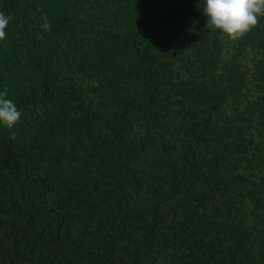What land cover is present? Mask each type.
<instances>
[{
	"label": "trees",
	"instance_id": "obj_1",
	"mask_svg": "<svg viewBox=\"0 0 264 264\" xmlns=\"http://www.w3.org/2000/svg\"><path fill=\"white\" fill-rule=\"evenodd\" d=\"M0 12L21 112L0 124V264H264V17L231 41L201 0Z\"/></svg>",
	"mask_w": 264,
	"mask_h": 264
},
{
	"label": "clouds",
	"instance_id": "obj_2",
	"mask_svg": "<svg viewBox=\"0 0 264 264\" xmlns=\"http://www.w3.org/2000/svg\"><path fill=\"white\" fill-rule=\"evenodd\" d=\"M206 16V28L218 31L231 41L245 37L260 24L264 17V0H201ZM11 17L0 12V41L7 38V27ZM41 28L51 31V23L46 16ZM38 39L43 36L38 35ZM8 90L0 92V124L13 129L21 119V112L11 99H6ZM16 132H10V139H16Z\"/></svg>",
	"mask_w": 264,
	"mask_h": 264
}]
</instances>
